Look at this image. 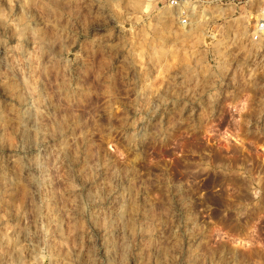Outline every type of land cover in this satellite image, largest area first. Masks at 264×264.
Instances as JSON below:
<instances>
[{
  "label": "rangeland",
  "instance_id": "rangeland-1",
  "mask_svg": "<svg viewBox=\"0 0 264 264\" xmlns=\"http://www.w3.org/2000/svg\"><path fill=\"white\" fill-rule=\"evenodd\" d=\"M0 0V264H264L258 0Z\"/></svg>",
  "mask_w": 264,
  "mask_h": 264
},
{
  "label": "built area",
  "instance_id": "built-area-1",
  "mask_svg": "<svg viewBox=\"0 0 264 264\" xmlns=\"http://www.w3.org/2000/svg\"><path fill=\"white\" fill-rule=\"evenodd\" d=\"M160 8H166L176 12L177 21L182 25H187L194 17L195 8L187 0H153ZM219 5L231 4L242 0H210ZM253 0H243L245 5L252 3ZM252 38L260 39L264 35V0H258V6L254 11L253 24L251 28Z\"/></svg>",
  "mask_w": 264,
  "mask_h": 264
}]
</instances>
